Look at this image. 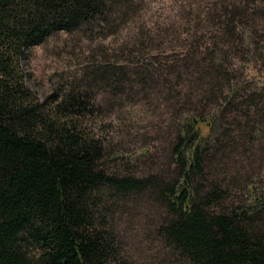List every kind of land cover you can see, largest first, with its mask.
<instances>
[{
    "label": "trees",
    "instance_id": "trees-1",
    "mask_svg": "<svg viewBox=\"0 0 264 264\" xmlns=\"http://www.w3.org/2000/svg\"><path fill=\"white\" fill-rule=\"evenodd\" d=\"M128 4L0 0V264H132L116 211L144 194L161 209L160 246L183 264H264V192L250 185L249 203L228 206L211 178L218 145L231 137L225 120L238 92L219 41L179 49L173 62L125 46L122 59L91 65L61 95L38 98L29 87L35 47L81 27L107 30ZM257 6L224 3L216 30L231 36L227 44L241 40L250 57L258 25L248 18ZM165 88L179 116L174 170L137 176L109 167L117 156L88 120L111 94L134 100ZM246 112L264 120V103Z\"/></svg>",
    "mask_w": 264,
    "mask_h": 264
},
{
    "label": "rangeland",
    "instance_id": "rangeland-1",
    "mask_svg": "<svg viewBox=\"0 0 264 264\" xmlns=\"http://www.w3.org/2000/svg\"><path fill=\"white\" fill-rule=\"evenodd\" d=\"M252 1L129 0V8L114 18L107 30L81 27L72 33L53 34L35 47L30 60L32 81L28 85L38 98L61 95L91 65L99 66L108 57L111 64L122 59L125 46L128 49L140 46L173 62L179 49L212 45L215 38L228 55L231 79L238 92L225 120L231 137L227 145L226 142L218 145L210 173L228 193V206L245 205L252 195L248 191L250 185L256 194L264 192V131L261 132L264 120L254 112H246L248 106L264 103V0H256L257 9L249 11L248 24L258 25L251 49L254 57L245 51L241 40L227 44L232 42L231 36L216 30L224 3ZM154 33L161 36L153 40ZM183 41L185 46L181 48ZM166 92V88L161 92L154 90L134 100L111 94L102 110L88 120L93 131L106 139L108 148L117 156L115 162L108 163L109 167L124 175L137 176L153 172L168 176L174 170L169 153L179 116L170 109ZM206 131L203 129V134ZM116 212L132 264H183L168 255L155 236L161 209L149 195L135 198Z\"/></svg>",
    "mask_w": 264,
    "mask_h": 264
}]
</instances>
